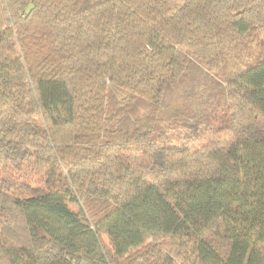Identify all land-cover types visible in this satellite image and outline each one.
Here are the masks:
<instances>
[{
    "label": "trees",
    "instance_id": "1",
    "mask_svg": "<svg viewBox=\"0 0 264 264\" xmlns=\"http://www.w3.org/2000/svg\"><path fill=\"white\" fill-rule=\"evenodd\" d=\"M0 264H264V0H0Z\"/></svg>",
    "mask_w": 264,
    "mask_h": 264
}]
</instances>
